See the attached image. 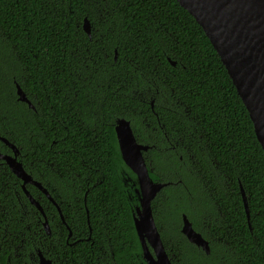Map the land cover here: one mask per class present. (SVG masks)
I'll list each match as a JSON object with an SVG mask.
<instances>
[{"label":"trees","instance_id":"1","mask_svg":"<svg viewBox=\"0 0 264 264\" xmlns=\"http://www.w3.org/2000/svg\"><path fill=\"white\" fill-rule=\"evenodd\" d=\"M119 117L149 145L151 179L170 182L152 209L163 239L176 242L167 245L174 264H264V154L194 17L177 0H0V135L26 170L34 165L68 224L86 229L87 208L118 259L138 249L127 199L136 176L119 153ZM0 153H11L1 139ZM48 207L50 224L60 222ZM182 214L209 253L181 233ZM37 249L40 215L1 162L0 264H37Z\"/></svg>","mask_w":264,"mask_h":264},{"label":"water","instance_id":"2","mask_svg":"<svg viewBox=\"0 0 264 264\" xmlns=\"http://www.w3.org/2000/svg\"><path fill=\"white\" fill-rule=\"evenodd\" d=\"M177 1L194 17L219 55L248 112L264 154V0ZM82 27L90 36L91 27L87 18L83 19ZM116 56L115 51L114 58ZM16 93L20 101L34 108L18 83ZM114 130L121 159L136 175L140 206L137 208L138 216L134 217L133 222L143 256L148 264H172L162 244L150 204L157 192L168 182L151 179L150 169L143 156L149 145L136 140L128 119L117 118ZM0 139L12 150V153H0V160L5 161L10 170L21 178L22 186L33 182L51 198L47 190L39 182L33 181L31 175L23 168L18 159L19 150L16 145L1 135ZM24 190L29 200L42 211L38 201ZM240 191L250 225L247 199L241 185ZM43 225L48 231L47 220ZM181 232L189 242L209 253L208 241L193 228L192 222L185 214H182ZM39 264L51 262L39 253Z\"/></svg>","mask_w":264,"mask_h":264},{"label":"flooded vegetation","instance_id":"3","mask_svg":"<svg viewBox=\"0 0 264 264\" xmlns=\"http://www.w3.org/2000/svg\"><path fill=\"white\" fill-rule=\"evenodd\" d=\"M152 105L153 104H151V106ZM11 153H12V150H11ZM1 162L5 163L7 168L10 170V168L8 167V165L6 164L5 161L0 160V164H1ZM22 166H23V164H22ZM23 168H24V166H23ZM34 168H35L34 165H32L29 171L26 170L25 168L24 169L27 173H29L31 175V178L33 181L39 182L47 190V188L43 185L41 180H39L41 175L40 176H38V175L34 176V174H33ZM14 176H16V175L14 174ZM17 178L21 181V187L23 189V192L25 193L24 189H26L28 191V193L36 201H38L39 205L42 208V211H41L35 204H33L29 200L28 196L25 193L29 203L36 209V211L40 215L41 226H42V231H43V242L45 244V250L39 251L37 249V264H39V253H41L44 257H46V259L50 260L51 264H148L145 257L143 256L141 245H140L139 239H138L136 231H135L134 222H133V228L135 231L138 249L134 250V255H131V256L130 255H127V256L126 255H120L119 259H118L117 256H115L113 244L109 241L107 242V239L100 238L98 236L100 234L95 233V231L91 227V225L89 223V219H88L87 208H85L86 217H87L86 229L82 228V224L70 225L66 222L64 214H63L62 209L60 208L59 204L57 203V201L54 199V197L50 194V192L48 190H47V192L49 193L51 198H49L46 195V193L43 192L35 183L27 182V183H25L24 186H22L21 178H19V177H17ZM126 180H130V178L127 177V178H125V181ZM169 183L170 182H168V184ZM135 184H136V186L134 188V191H135L134 196L129 193L128 198H127L131 202L132 221H133L134 217L138 216L137 208L140 206L139 194L136 191V188H138V185H137V183L132 181L131 185H135ZM27 186H30V189H35L38 193L35 192V194H33L30 190H28ZM42 195L45 197V200L48 202V204H51L54 207L56 214L60 218L59 219L60 222H55L53 224H50V222H49L50 217L55 216L54 215L55 213L48 207V204L45 206L42 205V203H41L43 201L42 197H41ZM85 195H86V192H85ZM154 198L150 202L151 209H152V202H153ZM84 203H85V201H84ZM152 214H153V209H152ZM153 217H154V215H153ZM45 220H47V223H48V231L45 229V227L43 225V222ZM181 221H182V216H181ZM181 225H182V223H181ZM156 226H157V224H156ZM80 228H82V231L79 230ZM157 229L159 231V235H160L162 244L164 246V249H165L167 255L169 256L171 263L174 264L173 253L167 252V245L169 247L168 249L172 250L174 248V244L176 242L171 237H168L167 243H166V239H163L162 233H161V230H163V229L161 227L158 228V226H157ZM249 229L251 230L250 225H249ZM180 231H181V226H180ZM108 239L111 240L110 238H108ZM147 244L149 245L150 250L153 252L152 248L150 247V244L148 242H147ZM86 245L89 246L88 249H87Z\"/></svg>","mask_w":264,"mask_h":264},{"label":"bare ground","instance_id":"4","mask_svg":"<svg viewBox=\"0 0 264 264\" xmlns=\"http://www.w3.org/2000/svg\"><path fill=\"white\" fill-rule=\"evenodd\" d=\"M250 218V217H249Z\"/></svg>","mask_w":264,"mask_h":264}]
</instances>
